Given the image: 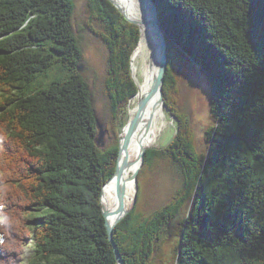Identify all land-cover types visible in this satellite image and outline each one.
<instances>
[{"label":"trees","instance_id":"obj_1","mask_svg":"<svg viewBox=\"0 0 264 264\" xmlns=\"http://www.w3.org/2000/svg\"><path fill=\"white\" fill-rule=\"evenodd\" d=\"M154 2L178 134L147 150L136 203L114 239L126 264H159L176 236L177 264H264V0ZM84 3L81 14L77 0H0L1 264H118L102 196L118 162L123 108L138 91L132 55L141 31L111 0ZM96 24L108 45L105 147L83 69L84 32ZM189 64L212 91L205 151L178 100ZM166 166L179 174L177 194L149 211V188Z\"/></svg>","mask_w":264,"mask_h":264},{"label":"rangeland","instance_id":"obj_2","mask_svg":"<svg viewBox=\"0 0 264 264\" xmlns=\"http://www.w3.org/2000/svg\"><path fill=\"white\" fill-rule=\"evenodd\" d=\"M84 1L85 0H77L78 13L83 14L84 4H85ZM121 5L123 6L122 3H121ZM125 12L129 13V12H127V10ZM130 16L135 18L134 15L130 14ZM95 27H97V28L93 31L86 28V31L84 32V35H85L84 49H85V54H86V64H85L86 66H83V69L85 70V75H87L89 82L91 83L92 86H94L95 104H96V108H97L96 109L97 115H98L99 119L102 121V123L104 124V128H105V136H104L105 144H103V146H101V147H105L107 145V143L109 142V132H108V130H106L107 129V116H108L109 111L107 108L108 97L106 95L107 90H106V85H105L106 84L105 79L108 76V71H109L108 70L109 69L108 45L96 33V30H102V26L96 24ZM140 31H141V37H142V29L141 28H140ZM140 41H141V38H140ZM140 41L138 43V46L140 44ZM156 49H157V51H160L158 40H157ZM132 57H133V55H132ZM154 57L155 56L153 53L152 57H151L152 62L154 60ZM132 61H133V58H132ZM150 65H151V63H150ZM159 65H160V61H159ZM88 66L93 68V69H88ZM58 69L59 68L57 67V72H55V76L60 75V72H59L60 70H58ZM93 70L96 71L97 78H95V74H94V72H92ZM152 70L158 71L159 69H155L154 67L150 66V71L152 72ZM132 74L136 80V77L134 75L135 73L133 71V65H132ZM151 76H152V85H153L154 78H153L152 73H151ZM46 81L47 82L50 81V78L47 79ZM136 82H137V80H136ZM137 85H138V91H139L138 82H137ZM163 96H164V93H163ZM211 98H212V91H211V88H210L208 81L206 80V77L202 74V71L199 70L196 66H194L193 64H189L187 66L186 70L181 75H179V77H178V100H179V105H183V107L187 111V115L190 119L191 125L195 129L196 142L198 144V149H200L201 151L207 150L206 132L208 131V128H210V125L214 124V120H215L213 117V112H212V105H211L212 99ZM130 101H131V99H130ZM130 101H129L128 105H126L123 108V111L126 110L124 116H125V120L127 121V123H128ZM165 111H166V116L168 119V125L164 129V131L162 132V134L159 138L158 144L156 146H154L156 149L164 148V147L168 146L178 134V123H177V119H176L175 115H173L172 113L169 112V108L166 107V105H165ZM125 126H124V128H125ZM124 128H123L122 132L124 131ZM121 139H122V133H121ZM149 148H151V147H149ZM149 148H147V149H149ZM129 154H130V152L128 150L123 152V158H125ZM141 169H140V171H141ZM156 179H157L156 184L153 187L149 188V194L148 195L150 197H148V195H147V197H148V206L147 207H148L149 211H152L155 206H162L163 204L167 203L170 199H172L173 196L177 194V188L180 186L179 183H181L177 170L173 167H167V166L161 167L159 169V173L157 174ZM105 188H106V184H105V187L103 188V194H104V197L106 198ZM15 191H17V190H15ZM24 199H25L26 204H27L28 198L24 197ZM134 199H135V197H134ZM134 199H133V202L130 206V210L134 207V204L136 203L137 198H136V200H134ZM103 207H104V205H103ZM16 210L19 211L17 208H16ZM20 212H21V216H22L23 212L22 211H20ZM107 215H108V218L105 216L106 217V226H107V219L109 221L110 220L112 221L113 219H116L119 217V215H118L115 218H111L109 216V214H107ZM17 216H18V214H17ZM16 224H18V222H16ZM107 230H108V228H107ZM108 235H109V231H108ZM176 238H177V236L174 238L170 237L166 241V243L162 249V255L161 254L159 255V259H158L159 264H177L178 257H179V255H178L179 251H178V249L176 250V246H175L176 245ZM22 253L23 254L25 253L26 256L28 257L30 255V249H26ZM0 264H1V261H0ZM3 264H8V262L5 261Z\"/></svg>","mask_w":264,"mask_h":264},{"label":"bare ground","instance_id":"obj_3","mask_svg":"<svg viewBox=\"0 0 264 264\" xmlns=\"http://www.w3.org/2000/svg\"><path fill=\"white\" fill-rule=\"evenodd\" d=\"M113 1L124 11V13L130 19L139 23L140 28L142 29V37L140 44L136 48L132 57L133 71L135 73L134 75L136 77V80L139 84V91L137 92V94H135V96L131 98L129 105L130 107H129L128 123L125 126L124 131L122 132V139H121L123 143V150L120 159V166L124 170V174L120 178V182L121 184H123L121 187L122 190L118 188L119 180L117 179L116 176H113L111 180H109V182L106 183V188H105L106 198L104 197V194L102 196V202L104 205L105 212L109 214L111 218L117 217L121 211L120 197H119L121 193H124L127 209L130 208L133 199L137 193V184H136L137 182L134 179V176L141 168L142 153L145 149L149 147H154L158 144L162 132L168 125L165 106L164 104H162L160 100V92H156L153 98L151 99V101L148 103V105L142 112V114L140 115L139 120L135 126V130L131 135L130 144L128 148L126 147L127 136L130 133L129 123L137 114L142 100L145 98V96L150 92L152 88L151 73L153 75V78H155L159 73V70L158 71L152 70L151 72L150 66L154 67L155 69L160 68L159 65L160 51H157L158 48L156 49L158 37L153 26L154 12L150 8L146 0H113ZM120 2L123 4V6L121 5ZM126 10L129 13H126L125 12ZM130 14L134 15L135 18L130 16ZM153 53L155 57L152 62L151 57ZM127 150L130 152V154L127 155L125 158H123V152ZM6 207L7 206H5V208ZM8 208L6 210H8ZM112 221L110 220V222ZM1 230L2 229H0V231Z\"/></svg>","mask_w":264,"mask_h":264},{"label":"water","instance_id":"obj_4","mask_svg":"<svg viewBox=\"0 0 264 264\" xmlns=\"http://www.w3.org/2000/svg\"><path fill=\"white\" fill-rule=\"evenodd\" d=\"M111 1L125 15V17L128 20H130V22H132V23H134V24H136V25H138L140 27L138 22L130 19L124 13V11L113 0H111ZM146 2L148 3V5L152 9V11L154 12L153 26H154V29L156 31V34H157V37H158V41H159V47H160V68H159L158 75L154 78V82H153V85H152V88H151L150 92L142 100L137 114L134 116V118L129 123L130 133L128 134L127 140H126V147L127 148H128V146L130 144L131 135H132L133 131L135 130V126H136V124H137V122L139 120L140 115L142 114V112L144 111V109L146 108L148 103L151 101V99L153 98V96H154V94L156 92H160V100H161L162 104H164V106H165V100H164V96H163V90H164L163 87H164V83H165L166 73L168 71V43H167V39H166V36H165V33H164L163 26H162V24L160 22V19H159L158 6L154 2V0H146ZM97 120H98V126H99V137L97 138V142H98V144L100 146H103V144H105V142H104L105 128H104V124L100 121L99 117H97ZM153 148H155V147H153ZM122 150H123V143H122V140H121L118 162H117L116 170H115V173H114V176H116L117 179L119 180L118 188L120 190H122L121 187L123 185L120 182V178L124 174V170L120 166V159H121V155H122ZM147 150L148 149H145L143 151V153H142L141 168L144 165ZM139 172H140V170L134 176V179L137 182L136 183L137 184V191L139 189V185H138ZM119 197H120V208H121V211L119 213V217L116 218L115 220H113L112 222H110L107 219V228H108V231H109V239H110V241H111V243L113 245L114 253H115V256H116L118 264H126L125 260L123 259L122 255H121L120 249H119L117 243L114 240V228L117 225V223L120 222L127 215V213L129 212L130 208L127 209V207H126L124 193H121L119 195ZM136 198H137V194H136L134 200H136ZM103 209H104V207H103ZM104 214L107 217L105 209H104Z\"/></svg>","mask_w":264,"mask_h":264}]
</instances>
